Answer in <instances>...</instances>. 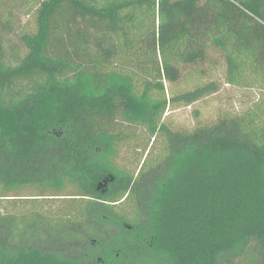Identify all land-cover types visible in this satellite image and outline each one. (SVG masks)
<instances>
[{
  "label": "trees",
  "instance_id": "trees-1",
  "mask_svg": "<svg viewBox=\"0 0 264 264\" xmlns=\"http://www.w3.org/2000/svg\"><path fill=\"white\" fill-rule=\"evenodd\" d=\"M12 5L0 0V195L75 188L68 227L81 240L3 231L0 264H264V102L191 133L163 123L169 106L218 91L166 93L210 52L228 85L264 86V0H41L10 57ZM118 119L162 141L138 172L117 164L136 140Z\"/></svg>",
  "mask_w": 264,
  "mask_h": 264
},
{
  "label": "rangeland",
  "instance_id": "rangeland-1",
  "mask_svg": "<svg viewBox=\"0 0 264 264\" xmlns=\"http://www.w3.org/2000/svg\"><path fill=\"white\" fill-rule=\"evenodd\" d=\"M12 5L13 32L5 36L10 40L7 52L10 57L17 52L25 53L20 38L25 34H33L37 30L36 12L41 0H15ZM208 63L188 67L184 70L181 80L176 84H166L167 96L179 95L198 85L215 81L218 91L208 95L200 101L185 106L171 105L167 109L163 123L173 132L191 133L198 126L212 125L223 115L239 114L259 102H264V86L242 88L230 86L226 83V65L217 52H210ZM115 131H123L132 135L130 139L120 145L117 164L137 171L145 160L161 154L162 141H153L145 128L128 125L118 119ZM150 149V150H148ZM77 190L71 186L59 193H54L40 186H25L13 190L10 197L0 195V234L10 231L14 243L23 239L31 244L46 245L60 242L63 245H74L81 240L79 233L68 227L73 222V209L80 202L74 197ZM5 214L16 215L13 221H6ZM88 233L95 238L106 236L105 228L91 226Z\"/></svg>",
  "mask_w": 264,
  "mask_h": 264
},
{
  "label": "flooded vegetation",
  "instance_id": "flooded-vegetation-1",
  "mask_svg": "<svg viewBox=\"0 0 264 264\" xmlns=\"http://www.w3.org/2000/svg\"><path fill=\"white\" fill-rule=\"evenodd\" d=\"M123 201H124V200H123ZM120 203H122V201H121ZM120 203H119V204H120Z\"/></svg>",
  "mask_w": 264,
  "mask_h": 264
}]
</instances>
